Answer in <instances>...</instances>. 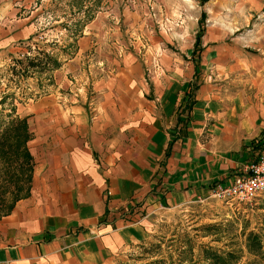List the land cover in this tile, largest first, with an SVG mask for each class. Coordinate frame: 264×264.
I'll use <instances>...</instances> for the list:
<instances>
[{
  "label": "crops",
  "instance_id": "1",
  "mask_svg": "<svg viewBox=\"0 0 264 264\" xmlns=\"http://www.w3.org/2000/svg\"><path fill=\"white\" fill-rule=\"evenodd\" d=\"M13 4L0 0V65L33 32L15 31ZM182 35L118 51L87 95L43 101L28 195L0 218V264H106L148 236L152 212L196 202L256 160L264 57Z\"/></svg>",
  "mask_w": 264,
  "mask_h": 264
},
{
  "label": "rangeland",
  "instance_id": "2",
  "mask_svg": "<svg viewBox=\"0 0 264 264\" xmlns=\"http://www.w3.org/2000/svg\"><path fill=\"white\" fill-rule=\"evenodd\" d=\"M13 3L15 31L32 25L33 32L19 38L15 52L0 65V129L13 118H25L31 159L8 147L0 151V218L28 195L36 165L28 146L32 126L39 120V110L52 109L43 101L58 95L79 98L89 94L93 80L114 73L105 62L118 61V51L132 50L138 44L147 48L167 34L193 35L197 48L201 38L212 34L250 60L264 57V0ZM68 61L72 66L65 64ZM154 67L159 69L158 64ZM150 218L148 236L106 264H212L217 255L228 264H264V192L252 205L207 198L157 209Z\"/></svg>",
  "mask_w": 264,
  "mask_h": 264
},
{
  "label": "built area",
  "instance_id": "3",
  "mask_svg": "<svg viewBox=\"0 0 264 264\" xmlns=\"http://www.w3.org/2000/svg\"><path fill=\"white\" fill-rule=\"evenodd\" d=\"M259 143L261 151L256 160L245 164L240 172L225 185H215L204 197H198L196 202H203L207 198L220 201L252 205L253 200L264 192V131L261 132Z\"/></svg>",
  "mask_w": 264,
  "mask_h": 264
},
{
  "label": "trees",
  "instance_id": "4",
  "mask_svg": "<svg viewBox=\"0 0 264 264\" xmlns=\"http://www.w3.org/2000/svg\"><path fill=\"white\" fill-rule=\"evenodd\" d=\"M200 34L196 36V43L199 42ZM30 65L37 66V64L29 61ZM28 125L25 118H13L8 123L2 126L0 129V146L2 145V150L4 152V149L8 147V149L14 153L17 151L22 152L26 160H30L31 156L28 153V149L26 147V143L30 138V132L28 131ZM260 144V143H259ZM13 207L10 206L9 210ZM229 256V254H227ZM206 258H209L206 256ZM222 263V264H228L227 260H224L223 258H220V256H214L213 262L214 263Z\"/></svg>",
  "mask_w": 264,
  "mask_h": 264
}]
</instances>
